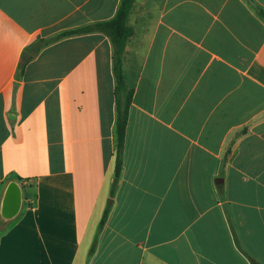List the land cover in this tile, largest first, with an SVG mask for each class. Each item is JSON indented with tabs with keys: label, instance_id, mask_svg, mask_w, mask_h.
<instances>
[{
	"label": "crops",
	"instance_id": "0c3cea01",
	"mask_svg": "<svg viewBox=\"0 0 264 264\" xmlns=\"http://www.w3.org/2000/svg\"><path fill=\"white\" fill-rule=\"evenodd\" d=\"M121 3L0 0V264H264V0H135L99 233Z\"/></svg>",
	"mask_w": 264,
	"mask_h": 264
},
{
	"label": "trees",
	"instance_id": "16d2710c",
	"mask_svg": "<svg viewBox=\"0 0 264 264\" xmlns=\"http://www.w3.org/2000/svg\"><path fill=\"white\" fill-rule=\"evenodd\" d=\"M134 2L135 0H122L121 6L119 8L116 17L110 21H105L84 28L65 32L59 35L58 37H56L55 39H53L54 42L56 40L69 36L88 34L92 32H101L106 34L111 39L114 46V56H113L114 74L117 81V85L115 87V100H116L115 181L111 192V199L109 200V203L105 209L103 218L99 225V233L105 226L107 218L111 212L112 204H113L112 199L114 198L115 191L123 171V158H124L126 130H127L128 118H129V108L132 104V99L134 95V89L130 88L125 82V77L123 72V61H124V54H125L127 42L131 36V29L128 26V17ZM261 15L264 18V10L261 11ZM51 42L52 40L42 41L40 47L48 46ZM94 251H95V246L91 248V254H93Z\"/></svg>",
	"mask_w": 264,
	"mask_h": 264
},
{
	"label": "water",
	"instance_id": "95a60500",
	"mask_svg": "<svg viewBox=\"0 0 264 264\" xmlns=\"http://www.w3.org/2000/svg\"><path fill=\"white\" fill-rule=\"evenodd\" d=\"M21 207V190L16 185L13 184L9 187L5 201L3 215L6 218H12L15 216Z\"/></svg>",
	"mask_w": 264,
	"mask_h": 264
}]
</instances>
